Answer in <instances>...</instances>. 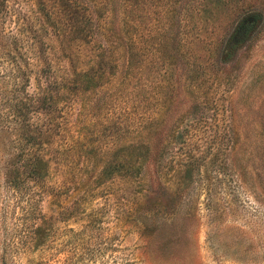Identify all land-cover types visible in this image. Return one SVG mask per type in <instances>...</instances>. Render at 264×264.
Here are the masks:
<instances>
[{"label": "rangeland", "instance_id": "rangeland-1", "mask_svg": "<svg viewBox=\"0 0 264 264\" xmlns=\"http://www.w3.org/2000/svg\"><path fill=\"white\" fill-rule=\"evenodd\" d=\"M201 1L2 0L0 264H264V0L240 17ZM85 13L93 44L58 42ZM40 40L45 81L79 73V88L60 99L49 177L12 190L5 113Z\"/></svg>", "mask_w": 264, "mask_h": 264}, {"label": "trees", "instance_id": "trees-1", "mask_svg": "<svg viewBox=\"0 0 264 264\" xmlns=\"http://www.w3.org/2000/svg\"><path fill=\"white\" fill-rule=\"evenodd\" d=\"M1 2L2 0H0ZM201 2L200 7L202 9L207 10L209 13L214 12V14L229 9L235 17H240L244 12L248 13L252 10L246 0H209L208 4H205V0ZM90 19L91 15L85 13L81 22L82 24L89 25L88 30H85L73 27L75 23L70 18L65 23L68 27L55 34L58 42L68 41V36H71V42L93 44L92 32H90ZM263 23L264 13L261 27ZM248 24H242V26L248 27ZM74 29L77 30V33L72 35ZM45 52L46 45L41 40L38 41L36 47L29 49V57H25L19 73L20 77L17 84L19 97H17V100L14 99L13 104L8 107V111L5 113V119L8 117L10 119V121H7V124H12L10 131L15 137L13 142L16 144L15 146H11V153L7 155L4 162L3 173L4 184L12 190H24L29 185L39 187L49 177L52 158L59 154L61 147L64 145L61 139L64 131L60 123V99L63 93L69 89V85H75L76 89L79 88L78 84L80 80L78 83H74V79L79 73H71L70 75L73 79L69 80L53 77L50 83L45 81L47 79L46 76H48L47 73L53 71L50 59L46 61ZM99 57L100 55L97 53L92 56V62L97 66L99 64ZM33 77L37 82L36 91L28 94L26 89L29 87V81ZM44 91L50 93L46 94ZM35 113H37V116L42 115L39 119L40 124L38 125L33 123ZM45 116L48 117L47 122L44 119ZM8 129L7 126H4L3 130ZM124 163L121 160L117 161V172L124 168ZM108 169L109 165L104 164L101 175H109ZM132 169L133 165L127 164L124 169L125 176H131L130 171ZM190 178L191 176L188 172L180 176L181 181L189 180ZM40 233H42L41 227H36L31 232L34 247L44 244V240L39 237ZM2 264H4V261H2Z\"/></svg>", "mask_w": 264, "mask_h": 264}]
</instances>
